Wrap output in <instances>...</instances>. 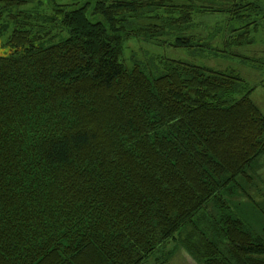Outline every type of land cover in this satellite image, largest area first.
I'll list each match as a JSON object with an SVG mask.
<instances>
[{
	"label": "trees",
	"instance_id": "16d2710c",
	"mask_svg": "<svg viewBox=\"0 0 264 264\" xmlns=\"http://www.w3.org/2000/svg\"><path fill=\"white\" fill-rule=\"evenodd\" d=\"M50 2L52 14L0 11V37L13 28L0 55V264H149L170 242L166 261L180 248L196 264H264V232L221 213L209 219L216 240L196 220L210 203L228 207L222 190L264 153V113L250 92L230 98L241 77L122 60L133 37L211 46L198 31L207 15L239 23L225 44L242 43L263 5Z\"/></svg>",
	"mask_w": 264,
	"mask_h": 264
},
{
	"label": "rangeland",
	"instance_id": "374dc122",
	"mask_svg": "<svg viewBox=\"0 0 264 264\" xmlns=\"http://www.w3.org/2000/svg\"><path fill=\"white\" fill-rule=\"evenodd\" d=\"M27 3L17 4L13 9H1L4 18L10 13H15L24 9L39 11L43 14L55 12L50 0H26ZM84 0H56L58 4H71ZM259 1L264 7V0ZM1 23L5 24L6 20ZM259 25L255 28L252 25L250 35L244 38L242 43L238 39L225 44V37L231 34L233 29L240 28V24L229 21L227 15L215 14L199 18L204 21L198 29L199 33L210 38L209 47H199L198 50L174 47L171 44L159 41L147 40L144 37H133L125 42L122 60L132 67L135 64L143 66L148 72L155 75L162 68V63L166 59L184 61L190 64L209 67L217 71L226 73H236L241 77L237 85V91L230 97L238 99L250 92V97L254 103L264 113V9L259 16ZM201 22V21H200ZM141 23V22H140ZM12 27L0 37V55L9 52L6 44L7 37L12 31ZM243 31L236 32L240 35ZM68 37L66 33L46 39L44 46H50ZM253 40V43L250 41ZM206 43V41H202ZM213 48V49H212ZM159 68V69H158ZM222 190V196L228 202L225 209L217 208L210 203L207 209L201 211L196 217L197 223L202 229H207L212 239H219L210 229L209 219L221 213H229L234 217L243 219L251 229L264 232V153L247 170V177L241 176L235 182ZM178 247L175 242H170L167 246L159 250L149 261V264H196L193 259L182 249L177 248L174 254L167 259L170 249Z\"/></svg>",
	"mask_w": 264,
	"mask_h": 264
}]
</instances>
